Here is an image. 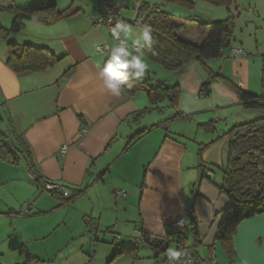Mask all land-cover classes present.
<instances>
[{
	"label": "crops",
	"instance_id": "obj_1",
	"mask_svg": "<svg viewBox=\"0 0 264 264\" xmlns=\"http://www.w3.org/2000/svg\"><path fill=\"white\" fill-rule=\"evenodd\" d=\"M115 1L122 5L125 0ZM45 4L74 14L53 25L26 22L21 36L28 43L23 44L45 47L62 59L46 72L16 75L6 66V45L0 44L1 124L27 149L35 176L79 194L68 202L40 192L28 179L24 159L22 171L0 162V222L12 230L7 249L0 246V257L8 256L0 264H154L140 237H165L177 218L184 219L186 243L197 258L210 249L215 255L217 249V264H264V213L238 225L232 258L216 241L218 214L231 204L217 188L229 153L224 134L251 121L236 93L214 82L210 94L202 96L200 87L208 76L193 60L175 73L147 70L142 77L151 79L152 88L156 80L178 86L175 107L164 103L166 98L151 106L145 92L113 95L98 70L108 53L96 48L113 46L114 38L91 20L101 17L104 7L80 0L67 6L58 0H0L3 8ZM208 62L212 73L233 79L225 66L216 72ZM237 87L249 92L242 82ZM206 124L213 131L200 126ZM82 129L86 133L81 136ZM7 193L17 194V202L2 200ZM25 203L28 214L22 211ZM49 238L54 241L48 247L36 248ZM122 247L137 248L138 259L122 255L109 263Z\"/></svg>",
	"mask_w": 264,
	"mask_h": 264
},
{
	"label": "trees",
	"instance_id": "obj_2",
	"mask_svg": "<svg viewBox=\"0 0 264 264\" xmlns=\"http://www.w3.org/2000/svg\"><path fill=\"white\" fill-rule=\"evenodd\" d=\"M164 1L173 3L186 10H193L195 2L201 1L215 7L225 8L228 15L224 20L218 22L205 23L198 20L197 31L203 37V41L200 45H197L182 37L181 30L184 28V25L178 23L173 15L163 12L157 5L151 7L148 4L142 3L137 10L134 24L138 26L148 24L153 29L151 49L147 46L141 49L145 55V59L168 73H175L189 62L196 60L208 76L207 80L200 87V94L202 96L210 94V88L214 82H222L236 93L243 109L247 111H264V95H254L243 91L219 73H212L207 66L208 61L219 59L223 57L225 51L232 49L236 18L231 11L234 0ZM150 8L156 9L158 12H148ZM1 12H7L12 15L10 27L8 29L0 27V38L4 40L20 34L24 30L26 22L53 25L74 14L70 12V8L57 11L53 5L47 4L30 9H21L15 6L0 7ZM142 14H145L146 17L143 21L138 22ZM6 48V66L16 75L25 72H46L62 59V57L55 56L45 47L31 44L20 45L11 41L6 43ZM153 52L155 55H153ZM72 72L73 69L69 71L67 76L72 74ZM150 82L151 79L149 78H134L130 76L129 83L132 87H126L124 93L130 96L138 92H145L151 106H156L169 97L173 107L176 106L179 92L178 86H168L167 89H163L156 84V87L152 88ZM3 114L5 112H0V124L3 122ZM177 116H180V114L177 113ZM200 126L205 130L213 131L212 124ZM140 136H142L141 133L131 138L129 145L140 138ZM224 136H227L229 139V153L226 167L221 169V184L217 188L221 194L230 200L231 204L218 214L219 225L216 232V241L221 244L226 256L230 259L233 256L232 238L238 225L247 219L264 213V117L236 125ZM2 138H5V136L0 131V139ZM26 152L27 149L23 143L17 137H12L10 145L0 144V162L17 167L21 164L22 159H24L27 164L28 174L42 181L32 171V166L26 157ZM28 179L38 190L44 192L38 188L36 181L31 180L29 177ZM69 190L72 196L67 199L62 198L58 193L48 194L53 197L59 196L70 202L79 193L72 189ZM29 211L23 212L28 214ZM191 217L193 219L191 224L194 225L193 214H191ZM140 241L152 251L155 259L154 263L160 257L168 258L167 251L172 244L170 231L163 238L142 234ZM191 249L192 247L189 248L190 251ZM191 253L196 258L195 253L192 251ZM122 255L130 256L132 260L138 259V249L119 248L111 257L109 263Z\"/></svg>",
	"mask_w": 264,
	"mask_h": 264
},
{
	"label": "rangeland",
	"instance_id": "obj_3",
	"mask_svg": "<svg viewBox=\"0 0 264 264\" xmlns=\"http://www.w3.org/2000/svg\"><path fill=\"white\" fill-rule=\"evenodd\" d=\"M58 1L59 3L64 4L63 6H67L72 2V0ZM80 1L85 4L91 3L93 6L96 4L98 5V7H104L106 2L121 7L123 18L134 30L139 27L137 24H134V20L137 14L136 6L142 3L148 4L151 7L157 5L163 12L173 15L176 20L182 22L185 28V32L184 34H182V37L185 40L197 45H200L203 41V37L197 31L198 20L205 23H212L224 20L228 15L225 8L215 7L201 1L195 2L193 10L180 8L175 4L165 2L164 0H123L124 2L122 5L119 3V1L115 0ZM98 7L94 8L97 9ZM231 11L236 16L232 49L239 50L241 51V53L238 57L236 56L237 58L235 59L229 57L228 50L225 51L223 53V57L212 60L214 66L213 69L214 71L219 72L223 70L222 66H225V68H227V72L231 74V76H233V79L231 80L233 84L237 86L238 82H242L243 85L248 87L249 92H253L256 95H264V0H234ZM90 14L93 16L94 11ZM9 17L11 16H8L7 13H0L1 28L8 29L10 27L12 19H10ZM21 35H23L22 32L21 34L11 36L7 40L0 38V44L3 43L4 45H6L7 42L11 41L17 44L28 43L26 41L28 40L26 39V36ZM122 38L123 40H127L129 49L133 50L131 40L124 37L123 35ZM146 61L149 64V71L157 73L163 71L156 64L148 61L147 59ZM209 63L210 62H208V64ZM152 86L156 87V84L152 83ZM164 103L170 104L171 99L169 97L166 98ZM247 115H250L249 120H253L259 117H264V111L251 110L247 113ZM0 131L5 136V138L0 139V144L3 143L4 145H10L11 137L8 136V134L5 132L2 124H0ZM17 167L19 171H22V164ZM7 194L8 195H6L2 200H6L9 204H14L15 202H17V194ZM28 204L29 203H25L23 207ZM25 228L29 229V226L25 225ZM0 232V246H6L7 249V234L8 232L12 233L8 222H0ZM115 237L116 239H118L117 236ZM53 239H46L41 242V244L40 242H37L38 245H36V248L40 249V247H48V245H50L54 241ZM5 253L8 252L5 251ZM215 256L218 261H221L219 251L217 249ZM7 257L8 256H1L0 258L4 261Z\"/></svg>",
	"mask_w": 264,
	"mask_h": 264
},
{
	"label": "clouds",
	"instance_id": "obj_4",
	"mask_svg": "<svg viewBox=\"0 0 264 264\" xmlns=\"http://www.w3.org/2000/svg\"><path fill=\"white\" fill-rule=\"evenodd\" d=\"M152 27L148 24L133 29L126 21L117 18L111 28L112 36L117 40L115 46H109L108 58L103 66H98L99 76L106 90L119 96L125 88H131L129 77L142 78L149 69V64L141 51L145 46L151 49L153 43ZM121 35L131 40L132 49L127 40L120 39ZM99 50V49H97ZM153 55L155 53L153 52ZM167 255L172 261H179L186 253L176 248H169ZM181 264L183 262L181 261Z\"/></svg>",
	"mask_w": 264,
	"mask_h": 264
},
{
	"label": "built area",
	"instance_id": "obj_5",
	"mask_svg": "<svg viewBox=\"0 0 264 264\" xmlns=\"http://www.w3.org/2000/svg\"><path fill=\"white\" fill-rule=\"evenodd\" d=\"M140 6H141V4H138L136 6V9L138 10L140 8ZM148 12L157 13L158 10L150 8V9H148ZM145 17H146V15L142 14L139 17L138 22L143 21L145 19ZM117 18L123 20L121 7H118L117 5L110 4V3L106 2L105 6L103 8V15L99 18H92L91 17V20L96 25L103 26L106 29L107 33L112 35L111 28L114 26ZM120 39L123 40L122 36L120 37ZM114 42L115 43L113 46H115L117 43V40L115 38H114ZM97 49H99V50H97ZM108 50H109L108 45H102V46H99L96 48L97 53H106L107 54ZM240 53H241V51H239V50L230 49L229 50V57L230 58H237ZM85 133H86V130L82 129L80 132V135L82 136ZM65 151H66L65 147H62L60 150V152L62 154H64ZM28 177L31 180L36 181L38 188L43 190L46 193H58L64 199H67V198L72 196L71 191L69 189L64 188L60 183H44V182L39 181L38 179L34 178V176H32L30 174H28ZM116 195H123V193L117 192ZM29 209H30L29 205H25L24 207H22V210L24 212H28ZM185 228H186V224H185L183 218L174 219L169 224V231L171 233V241H172L171 245L174 248H176L177 250H180V251H183L186 253V255L182 256L179 261H172L171 264H181V261L183 262V264H197L198 262L200 264H217V262L215 260V255L211 249L208 251V253L205 256H203L201 258H197V257L195 258L192 255V253L189 250L187 243H186ZM94 231H95V226H92L91 227V234H94ZM154 264H170L169 257L168 258L160 257L159 259H157L155 261Z\"/></svg>",
	"mask_w": 264,
	"mask_h": 264
},
{
	"label": "water",
	"instance_id": "obj_6",
	"mask_svg": "<svg viewBox=\"0 0 264 264\" xmlns=\"http://www.w3.org/2000/svg\"><path fill=\"white\" fill-rule=\"evenodd\" d=\"M156 83L163 89H167L168 85L163 80H156ZM197 264H200L199 262Z\"/></svg>",
	"mask_w": 264,
	"mask_h": 264
}]
</instances>
